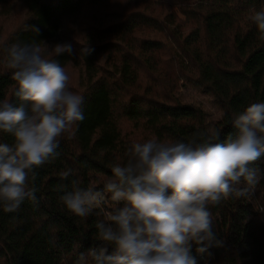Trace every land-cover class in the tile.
<instances>
[{
    "label": "trees",
    "instance_id": "1",
    "mask_svg": "<svg viewBox=\"0 0 264 264\" xmlns=\"http://www.w3.org/2000/svg\"><path fill=\"white\" fill-rule=\"evenodd\" d=\"M261 8L264 0H0V47L71 43L73 54L55 59L85 101V118L70 138L61 137L59 156L29 178L39 202L26 199L14 213L0 207V264H77L80 252L96 247V224L105 217H75L60 198L73 181L101 188L131 143L188 142L213 131L220 140L235 135L234 116L264 102V41L250 20ZM86 47L90 55L81 52ZM179 79L219 106L213 125L201 107L173 95ZM13 91L0 57V101L18 104ZM0 143L11 144L12 137L0 133ZM256 166L264 171V157ZM211 210L221 245L214 241L204 254L194 245L197 264H264V180L249 197Z\"/></svg>",
    "mask_w": 264,
    "mask_h": 264
},
{
    "label": "clouds",
    "instance_id": "2",
    "mask_svg": "<svg viewBox=\"0 0 264 264\" xmlns=\"http://www.w3.org/2000/svg\"><path fill=\"white\" fill-rule=\"evenodd\" d=\"M251 22L264 41V8ZM38 33V29H32ZM71 43L15 42L0 47L11 71L14 96L0 101V207L14 213L26 199L38 203L35 169L55 160L60 139L84 120V97L70 89L71 76L56 57L71 56ZM85 55L91 49L82 48ZM235 135L200 134L188 142L156 138L131 143L124 162L111 165L101 188L73 181L61 196L66 210L85 218L96 212V247L80 252L77 264H197L192 254L208 252L214 232L212 208L249 197L264 180V102L252 103L233 119ZM71 169L62 172L67 178ZM104 205H110L108 210ZM210 255V253H209Z\"/></svg>",
    "mask_w": 264,
    "mask_h": 264
},
{
    "label": "rangeland",
    "instance_id": "3",
    "mask_svg": "<svg viewBox=\"0 0 264 264\" xmlns=\"http://www.w3.org/2000/svg\"><path fill=\"white\" fill-rule=\"evenodd\" d=\"M141 1V0H132ZM173 3H179L183 0H169ZM187 2H194L195 0H185ZM74 77L78 82L79 73L75 71ZM173 95L177 97L183 103H192L201 107L207 113V120L210 125H213L215 121L221 116V110L219 106L213 101V99L203 92L200 88L194 85L188 80L179 79L175 85Z\"/></svg>",
    "mask_w": 264,
    "mask_h": 264
}]
</instances>
